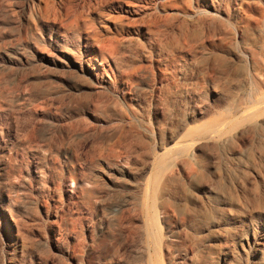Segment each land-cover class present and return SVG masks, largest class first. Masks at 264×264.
Masks as SVG:
<instances>
[{
	"label": "rangeland",
	"instance_id": "obj_1",
	"mask_svg": "<svg viewBox=\"0 0 264 264\" xmlns=\"http://www.w3.org/2000/svg\"><path fill=\"white\" fill-rule=\"evenodd\" d=\"M0 264H264V0H0Z\"/></svg>",
	"mask_w": 264,
	"mask_h": 264
},
{
	"label": "bare ground",
	"instance_id": "obj_2",
	"mask_svg": "<svg viewBox=\"0 0 264 264\" xmlns=\"http://www.w3.org/2000/svg\"><path fill=\"white\" fill-rule=\"evenodd\" d=\"M154 221L156 222V220L154 219ZM154 225V223H152ZM155 227V225H154ZM155 230V229H154ZM155 234V235H154ZM153 234V237L154 238V247L155 248H158V245L160 244V241H161V238H160V235L158 234V231H155ZM153 240V239H152ZM162 245V244H161ZM160 247V246H159ZM157 251V250H156ZM156 254V253H155ZM159 254V253H157ZM152 262V261H151Z\"/></svg>",
	"mask_w": 264,
	"mask_h": 264
}]
</instances>
